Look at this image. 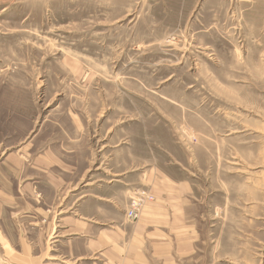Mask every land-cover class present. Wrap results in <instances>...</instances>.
<instances>
[{
    "label": "rangeland",
    "instance_id": "rangeland-1",
    "mask_svg": "<svg viewBox=\"0 0 264 264\" xmlns=\"http://www.w3.org/2000/svg\"><path fill=\"white\" fill-rule=\"evenodd\" d=\"M48 153L70 198L105 165L165 170L195 203L187 264H264V0H0V264H72L21 220Z\"/></svg>",
    "mask_w": 264,
    "mask_h": 264
},
{
    "label": "crops",
    "instance_id": "crops-1",
    "mask_svg": "<svg viewBox=\"0 0 264 264\" xmlns=\"http://www.w3.org/2000/svg\"><path fill=\"white\" fill-rule=\"evenodd\" d=\"M53 159L48 153L36 160L35 168L46 174L37 181L41 198L31 205L34 211L21 218L36 231L35 250L60 253L53 258L72 264H187L194 260L198 236L191 223L195 203L190 201L187 182L171 180L165 170L150 167L141 172L139 166L127 170L121 164L113 165L109 178L105 165L107 181L101 180L78 199L70 198V182L66 194L59 195L66 187L65 179H70L69 170L61 166L54 174L47 172ZM143 189L153 195L154 202L137 222L128 223L124 217L128 194ZM65 199L67 210L72 211L61 218ZM2 212L0 206L4 220Z\"/></svg>",
    "mask_w": 264,
    "mask_h": 264
},
{
    "label": "built area",
    "instance_id": "built-area-1",
    "mask_svg": "<svg viewBox=\"0 0 264 264\" xmlns=\"http://www.w3.org/2000/svg\"><path fill=\"white\" fill-rule=\"evenodd\" d=\"M150 198L148 195H146L145 200H151ZM136 206L139 207L140 205L136 200L133 199L131 209L126 214V217L129 221H136L138 218V209Z\"/></svg>",
    "mask_w": 264,
    "mask_h": 264
}]
</instances>
